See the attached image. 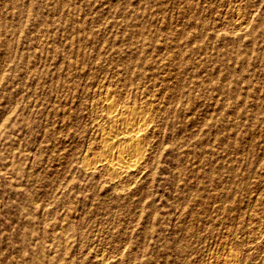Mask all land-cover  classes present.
Listing matches in <instances>:
<instances>
[{
    "label": "rangeland",
    "instance_id": "obj_1",
    "mask_svg": "<svg viewBox=\"0 0 264 264\" xmlns=\"http://www.w3.org/2000/svg\"><path fill=\"white\" fill-rule=\"evenodd\" d=\"M0 264H264V0H0Z\"/></svg>",
    "mask_w": 264,
    "mask_h": 264
},
{
    "label": "bare ground",
    "instance_id": "obj_2",
    "mask_svg": "<svg viewBox=\"0 0 264 264\" xmlns=\"http://www.w3.org/2000/svg\"><path fill=\"white\" fill-rule=\"evenodd\" d=\"M108 105L110 108L114 109L108 115L112 125L108 134L102 139V143L106 147L105 158H101L102 160H100L97 165L102 164L106 166L109 174H111L113 178H119L139 165L140 162L138 158H140L139 155L142 153V149L137 146L117 148V145L120 141L126 140L129 137V139H132L131 136L134 134H140L142 124L145 120L142 116H136L132 113L128 116V111L116 109L115 104L110 100ZM135 138L137 137L135 136ZM91 167H93V165Z\"/></svg>",
    "mask_w": 264,
    "mask_h": 264
}]
</instances>
